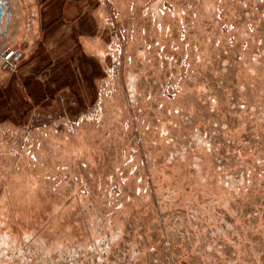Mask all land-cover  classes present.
I'll use <instances>...</instances> for the list:
<instances>
[{"label": "rangeland", "instance_id": "obj_1", "mask_svg": "<svg viewBox=\"0 0 264 264\" xmlns=\"http://www.w3.org/2000/svg\"><path fill=\"white\" fill-rule=\"evenodd\" d=\"M20 1L0 264H264V0Z\"/></svg>", "mask_w": 264, "mask_h": 264}, {"label": "flooded vegetation", "instance_id": "obj_2", "mask_svg": "<svg viewBox=\"0 0 264 264\" xmlns=\"http://www.w3.org/2000/svg\"><path fill=\"white\" fill-rule=\"evenodd\" d=\"M23 26V9L20 0H0V62L14 57L13 45Z\"/></svg>", "mask_w": 264, "mask_h": 264}]
</instances>
